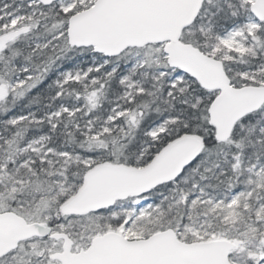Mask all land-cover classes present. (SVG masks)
<instances>
[{
	"label": "snow or ice",
	"instance_id": "snow-or-ice-1",
	"mask_svg": "<svg viewBox=\"0 0 264 264\" xmlns=\"http://www.w3.org/2000/svg\"><path fill=\"white\" fill-rule=\"evenodd\" d=\"M0 264H264V0H0Z\"/></svg>",
	"mask_w": 264,
	"mask_h": 264
}]
</instances>
